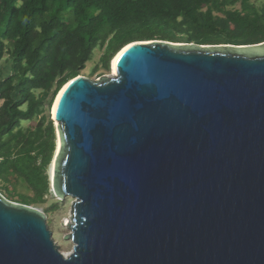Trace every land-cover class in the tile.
Segmentation results:
<instances>
[{
    "label": "water",
    "instance_id": "95a60500",
    "mask_svg": "<svg viewBox=\"0 0 264 264\" xmlns=\"http://www.w3.org/2000/svg\"><path fill=\"white\" fill-rule=\"evenodd\" d=\"M123 51L117 76H79L50 112L73 251L0 194V264H264V43Z\"/></svg>",
    "mask_w": 264,
    "mask_h": 264
},
{
    "label": "trees",
    "instance_id": "16d2710c",
    "mask_svg": "<svg viewBox=\"0 0 264 264\" xmlns=\"http://www.w3.org/2000/svg\"><path fill=\"white\" fill-rule=\"evenodd\" d=\"M153 41L263 44L264 0H0V180L27 185L33 196L22 205H43L50 194L58 93L95 50L110 71L126 46ZM32 121L35 128L22 127Z\"/></svg>",
    "mask_w": 264,
    "mask_h": 264
},
{
    "label": "rangeland",
    "instance_id": "374dc122",
    "mask_svg": "<svg viewBox=\"0 0 264 264\" xmlns=\"http://www.w3.org/2000/svg\"><path fill=\"white\" fill-rule=\"evenodd\" d=\"M263 0H253L258 6L262 4ZM239 8V7H237ZM103 56V51L95 50L93 59L86 65V69L82 72L83 77L91 81H99L105 77H112V71L106 70L101 66V58ZM97 69L95 73H92L94 69ZM8 73V70L5 71ZM2 106V101H0V107ZM55 127V135L57 137V123L53 122ZM37 126V121L24 122L22 127L35 128ZM51 166L48 169L49 181L51 177ZM51 184V182H50ZM0 194L3 195L8 201L21 204V197L23 195L32 197L33 193L29 191L26 184L17 182L15 178H5L0 180ZM46 203L43 205H32L31 208L37 209L43 212L47 217V226L49 231L54 237L55 244L59 247L60 252L64 255H68L73 251L74 244L67 240L66 238L70 235L73 218V203L74 199L71 197H65L64 199H59L55 196L52 189H50V194L45 198ZM22 205V204H21Z\"/></svg>",
    "mask_w": 264,
    "mask_h": 264
},
{
    "label": "bare ground",
    "instance_id": "6f19581e",
    "mask_svg": "<svg viewBox=\"0 0 264 264\" xmlns=\"http://www.w3.org/2000/svg\"><path fill=\"white\" fill-rule=\"evenodd\" d=\"M125 51L119 53L117 56H115L114 60H113V67H112V76H117V62L119 60V58L121 57V55L124 53ZM58 103H59V99H57L54 107H53V114L55 115L56 113V110H57V107H58ZM58 126V124H57ZM60 149H61V140L59 138V140H57V150H56V153H55V156H54V163H55V160L60 152ZM52 164V163H51ZM54 166L52 165V170H51V178H54ZM69 255V254H68Z\"/></svg>",
    "mask_w": 264,
    "mask_h": 264
},
{
    "label": "built area",
    "instance_id": "2783aa9c",
    "mask_svg": "<svg viewBox=\"0 0 264 264\" xmlns=\"http://www.w3.org/2000/svg\"><path fill=\"white\" fill-rule=\"evenodd\" d=\"M0 162H1V159H0Z\"/></svg>",
    "mask_w": 264,
    "mask_h": 264
}]
</instances>
